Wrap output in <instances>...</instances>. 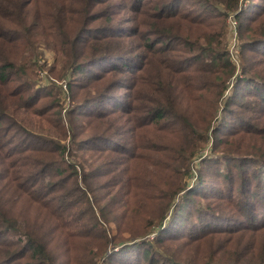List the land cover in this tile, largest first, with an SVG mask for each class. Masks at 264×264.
Returning <instances> with one entry per match:
<instances>
[{"label": "trees", "instance_id": "trees-1", "mask_svg": "<svg viewBox=\"0 0 264 264\" xmlns=\"http://www.w3.org/2000/svg\"><path fill=\"white\" fill-rule=\"evenodd\" d=\"M260 1L0 0V264H96L99 254L103 264H195L194 254L207 251L210 258L205 255L198 264H214L212 259L229 249L225 243L226 250L211 247L208 236L230 220L241 225L224 230L254 236L251 244L235 245L255 257L251 264H264V233L259 234L264 214L252 192L261 189L264 201ZM247 8L252 13L246 14ZM232 13L238 20L240 68L226 45V19ZM131 38L139 43L130 50L126 44ZM38 40L54 51L49 74L66 88L38 82V61L44 55ZM141 47L148 52L128 55ZM125 56L138 62L139 73L120 84L117 75L125 62L110 63ZM150 65L157 68L155 81L144 76ZM148 84L159 85L151 86L158 94L145 110L134 112L130 86L141 92ZM117 85L128 88L122 101L112 93ZM65 95L66 108L61 103ZM218 109V124H234L223 134L219 126L212 128ZM127 112L132 115L122 118ZM126 122L133 132L146 127L169 139L167 153H137L138 144L123 134ZM210 137L212 153H218L213 158L203 153ZM111 153L117 158L113 162ZM199 157V174L209 166L205 161L234 160L219 162L225 166L214 197L197 190L200 179L188 185L189 166ZM111 163L121 176L110 181V191L104 189L110 199L102 207L82 178L106 177L114 171ZM145 166L160 167L149 177L139 170L128 173V167ZM197 195L206 197V203H196ZM189 203L206 216L190 221L189 211H182ZM113 204L123 209L118 221L103 219L105 207ZM135 213L142 229L137 235L153 236L128 244L136 238L132 232L111 240L110 222L122 224ZM230 213L237 214L235 219H228ZM179 214L184 217L172 221ZM195 227L199 232L194 233Z\"/></svg>", "mask_w": 264, "mask_h": 264}, {"label": "rangeland", "instance_id": "rangeland-1", "mask_svg": "<svg viewBox=\"0 0 264 264\" xmlns=\"http://www.w3.org/2000/svg\"><path fill=\"white\" fill-rule=\"evenodd\" d=\"M256 2L261 4L260 0H256ZM246 10H247L246 14L252 13V11H253L250 8H247ZM230 15H233V13L229 14L227 16V19H226V28L228 30V36L226 37L227 51H228L229 58L230 59H231V57L233 58V61L232 60L231 61L237 65V68H240L243 62H242V57L240 56V53H239L240 46L238 45V41H237L238 40V28L236 26V33H234L233 28L230 27V23L228 25ZM119 16L120 15H116L117 20H118ZM128 24L129 23H126L125 25H128ZM237 25H238V23H237ZM117 28L119 29L121 27H117ZM130 40H131V42L126 44V46L131 50L134 47H136L137 43H139V42L136 40V38H131ZM169 43H170V41H169ZM37 47H38V50L42 51L44 54L42 57L39 58V61H38V65H40V67H41V68H39V70H37V72H38L37 78H39V80H40L38 82L43 83V84L44 83L48 84L49 82H52V81L55 82L54 81L55 77L52 78V76H54V75L52 73H51L52 75L49 74L50 67L54 63V51L47 48L46 44L42 40H38ZM142 52H148V49L141 47V48H139V50L137 52H129L131 54H128V55L134 57V54L142 53ZM127 57H129V56H125L121 60L120 59L112 60L110 63L111 66L112 65L119 66L125 62V65H123V66H125L123 73L117 75V79L120 81V84H122L127 79H132V77L134 75H137L139 73V71L137 70L138 62L136 60L127 59ZM255 58L258 59L259 56H255ZM107 63L106 64L103 63V64L107 65ZM156 69L157 68L155 65H150L148 68V73L144 72V76L150 75L152 77V79L155 81ZM237 71H239V69ZM46 76H47V80H46ZM109 78H111V76L109 74H107V79H109ZM63 83L64 82L61 79H58V81L55 82L56 85H58V86L61 85V86H63V88H66V85H63ZM119 85H117L116 87L113 88L112 93L117 94L118 96L120 95L121 97L119 100L122 101V98L125 97L128 88H126V89L120 88ZM147 86H148V88H146V89H143V87H142L141 92L138 91V89H137L138 86L136 88H133L130 86L129 90L134 91L133 93H134V97H135V104L137 105V108L134 112H141V111L145 110L146 107L148 106V104L150 103L149 99L154 98L158 94V91H156L155 89H157L159 85L156 86L153 84H148ZM151 86H154V88L155 87H157V88L152 89ZM114 96H115V98H117L116 95H114ZM64 97H65V101H62L61 103H62V107L64 106V108H66L68 106L69 102H68V97L66 95ZM63 112H64V109H63ZM128 114L129 113L127 112V114L124 115L122 118H126V116ZM129 115H132V114H129ZM215 115H216V121L213 123L212 128L214 126H219L222 134L224 131L229 130L230 127H232L234 125V124H231V120L228 122L222 121V123L219 122V124H218V118L222 116L219 109L217 110ZM225 117H226V115H225ZM25 123H27V122H25ZM37 124H38V122L36 121V125ZM43 125H45V123ZM131 125H132V123L126 122V128H125V131L123 132V134H125L126 136H129V138L127 140L133 141V142L138 144L137 149H136L137 153H140L142 155L145 154V155H149V156H153V157L157 156V153H156L157 150H159L161 152L165 151L167 153V150H168L167 147L170 145L169 139L160 138L157 135V133H155L156 131H154V130L151 131V130L147 129L146 127L140 128L139 130L133 132L130 130ZM215 128H213V129L215 130ZM31 141L33 142L32 139H31ZM212 141H213V138L210 137V139H209V145L210 146H209V148H205L203 153H204V155H206V154L210 155L211 154V156L213 158L214 156H218V153L217 154L212 153V150H211ZM109 144H112V142H110ZM109 159L111 162L115 161L117 159L116 154L111 153ZM150 159L155 160V158H152V157ZM156 159H157V157H156ZM199 159H200V157L197 158L196 160H193L191 165L189 166L190 170L192 171V177L189 178L191 181L189 182L188 185L191 187V184H193V185L196 184L197 180L200 179L201 183L198 185L199 188H197V190L202 191L203 194L207 197H214L212 195V193L220 192L219 170H222L223 167L225 166L224 164H219V162H231L234 160H233V158H231V159H228L225 161L224 160H218V159L214 160V161H210V160L205 161L203 163H209V164H207L209 166L202 169V171H200V174H199V170L197 168L198 163H200ZM88 164H90V162ZM159 167L160 166L128 167V170H129L128 173L131 172L133 175V174H136L137 170H139V171L144 172L146 174L145 175L146 177H149L150 175H156L158 170H159L158 169ZM110 168H112V169L114 168V165H112V163H111ZM113 170L114 171L110 172V174L104 178L102 176H96L95 174L93 176H89V177L86 176V177L82 178L85 185L93 187V190L95 191L96 201H97L98 205H102V207L105 205V203H107L108 199H110V195L104 193V189H109V191H110V188H109L110 187L109 186L110 181L114 180L116 177L121 176L120 171L116 170V168ZM106 181H108L107 187H100V183H105ZM134 183H136V180H134ZM252 192H256V194H255L256 196L253 198H255L259 202V206L257 208L259 210H261L260 213L264 214V201H263V198L261 196L262 190L261 189H255ZM253 198H251V199H253ZM124 200H125V197L122 196L119 201L121 203V202H124ZM195 200H196V203L203 204V203H206L207 198L206 197L204 198L202 196L200 197L197 195ZM123 208L125 210V207H123ZM198 209L193 204L189 203L186 208L182 209V211H183V213H185V211L188 210L189 213H188L187 218L192 222H198L201 220V218L203 216H206V215H204L205 212L202 210V208H201V210H198ZM122 211H123L122 207H120L118 204H113L111 206L105 207V209L101 215H102L103 219H105V220L111 221V219L114 217L118 221L117 216L121 215ZM233 213H230V215H228L229 216L228 219H235L237 214H233ZM231 214H233V217L231 216ZM181 217H184V215L179 214V216L174 217V219L172 221L178 220ZM262 218H264V215L262 216ZM137 219H138V216H137V213H135V214H132V217L130 215L129 218L126 219L124 221V223H122V224H119L118 222H110L111 223V226H110L111 227V231H110L111 238L110 239L111 240L112 239L117 240L118 237H126V236L131 237V236H133V233L136 234V238H134V240H129L128 244L133 242V241L141 242V241H147L148 239H150L153 236L152 233L151 234L146 233V235H143V234L137 235L142 230L141 228H139V226L136 222ZM176 223L179 224V222H176ZM181 224L185 225L184 223H181ZM239 225H241L240 221L236 220V221L232 222L230 220V222H228V223H226V222L224 224L220 223V226H222V228H223L222 231L214 233L212 230V232L209 234L208 240L211 241V243H210L211 247L216 248V247L222 246L225 249L226 246H223V243H225V244H227V247L229 249V250L225 251L224 254L222 252L218 258L212 259V263H214V264H227L228 262L234 260L235 262L239 261L240 263H243V264H251L252 261L255 259V257L249 258V257L245 256V254H244L245 250L240 249L239 245H235L240 241H243L244 243L248 242L249 244L253 243L254 242L253 241L254 236L252 235L253 234L252 232L250 233L248 231H239V230H233L231 232H227L226 230H224V229H227L226 227H228L229 229H236L239 227ZM129 229H131V231ZM132 229H133V231H132ZM124 230H127V233H125ZM197 232H199V228L195 227L194 233H197ZM262 233H264V231H261V233H259V234H262ZM239 235L241 237H243V239L241 237H239ZM260 240L263 241V243H264V234L260 236ZM75 241H76L78 246H80L82 244L78 239H75ZM160 248H162V247H160ZM205 255H206V258H208V259L210 258L208 251L202 252V254H199V255H198V253H195L192 261L195 264H198L199 262H201L203 260ZM96 258H97L96 264H103L101 261V259L103 257H101L100 254L97 255ZM182 260H185L188 262L187 258H182ZM124 263L126 264L127 262H124Z\"/></svg>", "mask_w": 264, "mask_h": 264}, {"label": "built area", "instance_id": "built-area-1", "mask_svg": "<svg viewBox=\"0 0 264 264\" xmlns=\"http://www.w3.org/2000/svg\"><path fill=\"white\" fill-rule=\"evenodd\" d=\"M229 23H230V27L233 28L234 33H236L237 20L232 15H230L228 25ZM231 60L233 61L232 57Z\"/></svg>", "mask_w": 264, "mask_h": 264}]
</instances>
